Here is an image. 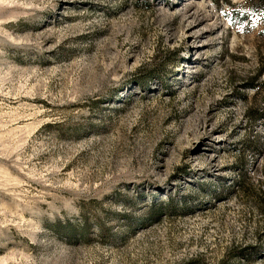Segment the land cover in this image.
Returning a JSON list of instances; mask_svg holds the SVG:
<instances>
[{
    "label": "rangeland",
    "instance_id": "1",
    "mask_svg": "<svg viewBox=\"0 0 264 264\" xmlns=\"http://www.w3.org/2000/svg\"><path fill=\"white\" fill-rule=\"evenodd\" d=\"M0 264H264V0H0Z\"/></svg>",
    "mask_w": 264,
    "mask_h": 264
}]
</instances>
